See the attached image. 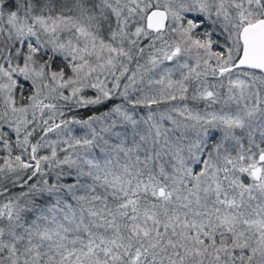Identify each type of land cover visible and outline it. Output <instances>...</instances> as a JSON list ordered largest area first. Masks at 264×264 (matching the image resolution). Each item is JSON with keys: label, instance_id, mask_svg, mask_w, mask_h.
I'll list each match as a JSON object with an SVG mask.
<instances>
[{"label": "snow or ice", "instance_id": "6c2138e0", "mask_svg": "<svg viewBox=\"0 0 264 264\" xmlns=\"http://www.w3.org/2000/svg\"><path fill=\"white\" fill-rule=\"evenodd\" d=\"M0 264H264V0H0Z\"/></svg>", "mask_w": 264, "mask_h": 264}]
</instances>
